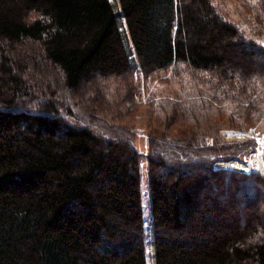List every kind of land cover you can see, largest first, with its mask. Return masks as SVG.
Returning <instances> with one entry per match:
<instances>
[{
  "label": "trees",
  "instance_id": "trees-1",
  "mask_svg": "<svg viewBox=\"0 0 264 264\" xmlns=\"http://www.w3.org/2000/svg\"><path fill=\"white\" fill-rule=\"evenodd\" d=\"M116 1L145 79L194 77L148 131L154 264H264V177L216 165L258 147L220 132L263 103L264 0ZM131 70L111 0H0V264H148L135 130L86 95Z\"/></svg>",
  "mask_w": 264,
  "mask_h": 264
},
{
  "label": "rangeland",
  "instance_id": "rangeland-1",
  "mask_svg": "<svg viewBox=\"0 0 264 264\" xmlns=\"http://www.w3.org/2000/svg\"><path fill=\"white\" fill-rule=\"evenodd\" d=\"M115 6L117 13L118 25L120 31L124 37V42L127 48V52L130 57V62L132 70L127 79L125 78H110L100 83L92 85L95 88L96 93L90 89L91 86L86 85V95L91 96L92 105L95 108L104 109L107 116L113 117L117 121H124L130 127L135 130V141L139 152L142 154L141 159V169H142V194H143V206H144V217L147 225L146 230V255L148 264H154V252H153V234L151 232V204H150V193L148 185V174H147V151H148V131L150 128H155L158 125L157 121L162 118L163 114H167V118L171 121L180 118L173 117L174 109L172 105H166L161 107L162 100L164 98H175L177 93L175 90H179V84L177 83L178 78L182 79L184 85H191L194 77H189L185 74L176 76L175 73L172 75V79L167 80L165 76H159L153 80H147L143 77L137 57L132 47V42L130 35L128 33L126 24L122 16L120 15V10L118 8V3L116 0H111ZM255 0H252V3ZM251 3V6L253 4ZM30 49V48H29ZM22 58V57H21ZM42 70V69H41ZM39 68H36V72L41 73ZM172 72V71H171ZM170 72V73H171ZM31 72H29L30 74ZM37 73V74H38ZM44 75L43 73H41ZM169 74V73H168ZM40 75V74H38ZM170 75V74H169ZM41 77V75H40ZM166 79V80H164ZM177 79V80H175ZM41 81V80H40ZM97 85V86H96ZM98 87V88H97ZM90 92V95H89ZM92 92V93H91ZM99 96V97H98ZM90 98V99H91ZM157 100L158 102H156ZM155 102V103H154ZM262 105L257 108L254 113L247 119L243 117L247 126L243 129L238 128H227L220 132V138L228 143L234 142H246L248 140H253L257 145V149L249 153L248 158L245 162L238 159L245 168L243 170L235 167L234 163H231L233 159L218 162L217 168L220 169H232L239 172H254L262 175L264 177V170L256 165V156L260 151H264V145L262 142L264 140V98ZM216 112V110H213ZM166 112V113H165ZM177 113V111L175 112ZM178 114H181L180 111ZM226 114V112L224 113ZM226 116V115H225ZM118 117V118H117ZM170 117V118H169ZM117 118V119H116ZM225 120V119H224ZM261 146V147H260ZM264 156V155H263ZM261 157V162L264 165V157ZM231 163V166L226 164ZM251 165V166H250ZM263 170V171H262Z\"/></svg>",
  "mask_w": 264,
  "mask_h": 264
},
{
  "label": "bare ground",
  "instance_id": "bare-ground-1",
  "mask_svg": "<svg viewBox=\"0 0 264 264\" xmlns=\"http://www.w3.org/2000/svg\"><path fill=\"white\" fill-rule=\"evenodd\" d=\"M262 145H264V140H263V142H262ZM261 147V146H260ZM264 155V151H260L259 152V154H257V156H256V159H255V161L257 162L256 163V165H258V166H262L261 168L264 170V165L262 164V162L260 161L261 160V157ZM264 157V156H263ZM143 160V159H142ZM231 163H234V165H235V167H237L238 169H241V170H243L246 166H248V165H244V164H242L241 162H238L237 160H235V159H233V161H231ZM231 163H228V164H226V165H228V166H231L232 164ZM245 166V167H244ZM251 166V165H250ZM262 170V171H263Z\"/></svg>",
  "mask_w": 264,
  "mask_h": 264
},
{
  "label": "built area",
  "instance_id": "built-area-1",
  "mask_svg": "<svg viewBox=\"0 0 264 264\" xmlns=\"http://www.w3.org/2000/svg\"><path fill=\"white\" fill-rule=\"evenodd\" d=\"M264 149V148H263Z\"/></svg>",
  "mask_w": 264,
  "mask_h": 264
}]
</instances>
